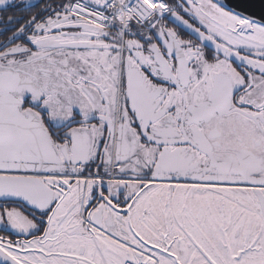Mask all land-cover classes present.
I'll use <instances>...</instances> for the list:
<instances>
[{
	"label": "snow or ice",
	"instance_id": "1",
	"mask_svg": "<svg viewBox=\"0 0 264 264\" xmlns=\"http://www.w3.org/2000/svg\"><path fill=\"white\" fill-rule=\"evenodd\" d=\"M0 264H264V0H0Z\"/></svg>",
	"mask_w": 264,
	"mask_h": 264
}]
</instances>
